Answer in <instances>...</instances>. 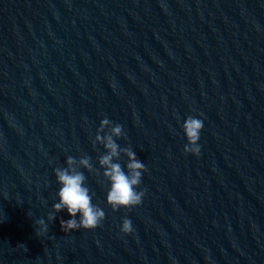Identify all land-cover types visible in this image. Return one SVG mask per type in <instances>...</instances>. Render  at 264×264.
Returning a JSON list of instances; mask_svg holds the SVG:
<instances>
[{
  "label": "water",
  "instance_id": "1",
  "mask_svg": "<svg viewBox=\"0 0 264 264\" xmlns=\"http://www.w3.org/2000/svg\"><path fill=\"white\" fill-rule=\"evenodd\" d=\"M104 118L147 169L131 210L106 202ZM84 155L105 219L64 233L54 169ZM0 264H264V0H0Z\"/></svg>",
  "mask_w": 264,
  "mask_h": 264
},
{
  "label": "clouds",
  "instance_id": "2",
  "mask_svg": "<svg viewBox=\"0 0 264 264\" xmlns=\"http://www.w3.org/2000/svg\"><path fill=\"white\" fill-rule=\"evenodd\" d=\"M204 127L203 120L188 116L182 124V130L187 143L184 146V153L199 156L200 133ZM107 129V131H106ZM124 136L122 125H113L104 118L97 132L94 141L103 145L105 154L99 157V165L103 169V177L110 187L107 191L106 202L113 212L120 209H128L141 205L145 192L138 191L142 174L147 170L145 164L137 158L130 147L121 148L116 140ZM121 154L127 157L126 170L119 162ZM79 168L93 170L91 158L87 155L79 159L68 156L66 167L54 169L57 184L60 186L57 193L58 202L52 206V213L48 215L49 221L56 219V214L62 211L67 212L71 217L68 220H61L60 227L64 233L76 230H95L100 227L105 219V212L102 208L92 203L93 195L85 186L86 176ZM39 225L37 235H43L48 231L47 224L43 219L36 222ZM121 233L130 235L134 232L132 221L124 218L121 224Z\"/></svg>",
  "mask_w": 264,
  "mask_h": 264
}]
</instances>
